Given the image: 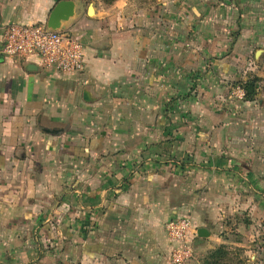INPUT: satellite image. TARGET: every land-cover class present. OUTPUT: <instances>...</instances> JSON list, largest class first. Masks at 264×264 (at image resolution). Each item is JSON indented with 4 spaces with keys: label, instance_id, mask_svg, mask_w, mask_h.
I'll return each mask as SVG.
<instances>
[{
    "label": "crops",
    "instance_id": "1",
    "mask_svg": "<svg viewBox=\"0 0 264 264\" xmlns=\"http://www.w3.org/2000/svg\"><path fill=\"white\" fill-rule=\"evenodd\" d=\"M61 1L81 72L0 52V264H171L177 217L202 264L264 218V0H0V48Z\"/></svg>",
    "mask_w": 264,
    "mask_h": 264
},
{
    "label": "built area",
    "instance_id": "2",
    "mask_svg": "<svg viewBox=\"0 0 264 264\" xmlns=\"http://www.w3.org/2000/svg\"><path fill=\"white\" fill-rule=\"evenodd\" d=\"M1 54L6 58H37L41 66L61 74H76L85 66L84 45L70 30L49 31L41 24L11 23L1 29ZM166 233L172 243L171 264H186L192 257L196 235L185 217L168 220Z\"/></svg>",
    "mask_w": 264,
    "mask_h": 264
},
{
    "label": "rangeland",
    "instance_id": "3",
    "mask_svg": "<svg viewBox=\"0 0 264 264\" xmlns=\"http://www.w3.org/2000/svg\"><path fill=\"white\" fill-rule=\"evenodd\" d=\"M252 79H256L255 90L257 91L259 78L252 76L246 81ZM238 213V211L235 212L234 217L228 215V219H225L223 222V225L226 227L224 234H228L227 239H231V242L220 245L225 246L228 251V256L226 257L225 263L264 264V218L256 219L255 222H253L254 225L252 229L248 230L247 227L251 226L252 224L249 220V217L246 213H244L242 216H240ZM262 215L264 216V211H262ZM240 223L242 224L240 227H238L236 224ZM229 235L230 237H228Z\"/></svg>",
    "mask_w": 264,
    "mask_h": 264
},
{
    "label": "water",
    "instance_id": "4",
    "mask_svg": "<svg viewBox=\"0 0 264 264\" xmlns=\"http://www.w3.org/2000/svg\"><path fill=\"white\" fill-rule=\"evenodd\" d=\"M73 13V3L70 1H61L52 10L48 24L46 25L49 31H68L70 28H60L61 22L67 21ZM85 101H88V96L84 93ZM197 236L200 238L208 237L205 229H199Z\"/></svg>",
    "mask_w": 264,
    "mask_h": 264
},
{
    "label": "trees",
    "instance_id": "5",
    "mask_svg": "<svg viewBox=\"0 0 264 264\" xmlns=\"http://www.w3.org/2000/svg\"><path fill=\"white\" fill-rule=\"evenodd\" d=\"M105 4H111L115 0H102ZM256 79L248 80L244 83H240L239 88L242 89L244 93V99L247 101H251L255 99L256 90H255ZM228 256V251L225 246H219L218 248L209 252L206 255L202 264H226L225 260Z\"/></svg>",
    "mask_w": 264,
    "mask_h": 264
}]
</instances>
